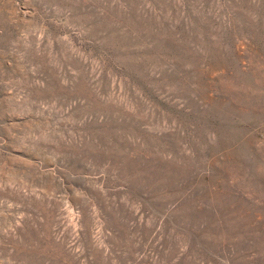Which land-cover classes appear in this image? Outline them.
I'll use <instances>...</instances> for the list:
<instances>
[{
	"label": "rangeland",
	"instance_id": "374dc122",
	"mask_svg": "<svg viewBox=\"0 0 264 264\" xmlns=\"http://www.w3.org/2000/svg\"><path fill=\"white\" fill-rule=\"evenodd\" d=\"M0 264H264V0H0Z\"/></svg>",
	"mask_w": 264,
	"mask_h": 264
}]
</instances>
